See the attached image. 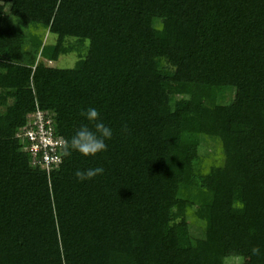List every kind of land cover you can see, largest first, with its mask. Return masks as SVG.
Instances as JSON below:
<instances>
[{
	"label": "trees",
	"instance_id": "1",
	"mask_svg": "<svg viewBox=\"0 0 264 264\" xmlns=\"http://www.w3.org/2000/svg\"><path fill=\"white\" fill-rule=\"evenodd\" d=\"M89 107L108 150L34 164L28 116L71 138ZM234 260L264 264V0L0 3V264Z\"/></svg>",
	"mask_w": 264,
	"mask_h": 264
},
{
	"label": "clouds",
	"instance_id": "2",
	"mask_svg": "<svg viewBox=\"0 0 264 264\" xmlns=\"http://www.w3.org/2000/svg\"><path fill=\"white\" fill-rule=\"evenodd\" d=\"M80 115L88 123L82 124L71 138H61L58 157L61 161L70 158L73 153L85 158H95L108 150L107 142L113 136V129L104 122L100 112L94 107H89ZM89 124L92 127H89ZM123 130L126 131V126ZM104 171L103 167L98 166L77 170L74 175L79 182L83 183L102 175ZM251 251L252 254L259 255L261 250L259 247H253Z\"/></svg>",
	"mask_w": 264,
	"mask_h": 264
},
{
	"label": "built area",
	"instance_id": "3",
	"mask_svg": "<svg viewBox=\"0 0 264 264\" xmlns=\"http://www.w3.org/2000/svg\"><path fill=\"white\" fill-rule=\"evenodd\" d=\"M52 123L47 113L36 110L28 116V123L19 134L27 142L24 150L31 154L34 164L47 173L61 163L58 159L61 138L55 136Z\"/></svg>",
	"mask_w": 264,
	"mask_h": 264
},
{
	"label": "rangeland",
	"instance_id": "4",
	"mask_svg": "<svg viewBox=\"0 0 264 264\" xmlns=\"http://www.w3.org/2000/svg\"><path fill=\"white\" fill-rule=\"evenodd\" d=\"M5 0H0V3H4ZM56 41V37L51 34H46L44 37V43L54 44ZM70 42L74 43V40H70ZM85 48L82 50L83 55L85 54ZM82 55V56H83ZM79 56L76 53H71L68 55L60 56L57 62L49 63L48 65L54 68L59 69H70L73 68L75 63L77 62ZM198 235L197 232H194V236ZM231 264H240L238 260H234L231 262ZM243 264H247L244 262Z\"/></svg>",
	"mask_w": 264,
	"mask_h": 264
}]
</instances>
